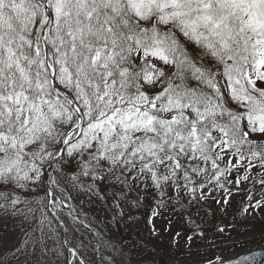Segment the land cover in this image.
Segmentation results:
<instances>
[{
  "label": "snow or ice",
  "instance_id": "obj_1",
  "mask_svg": "<svg viewBox=\"0 0 264 264\" xmlns=\"http://www.w3.org/2000/svg\"><path fill=\"white\" fill-rule=\"evenodd\" d=\"M142 205L140 259L85 254ZM256 224L264 0H0V264H221Z\"/></svg>",
  "mask_w": 264,
  "mask_h": 264
},
{
  "label": "trees",
  "instance_id": "obj_2",
  "mask_svg": "<svg viewBox=\"0 0 264 264\" xmlns=\"http://www.w3.org/2000/svg\"><path fill=\"white\" fill-rule=\"evenodd\" d=\"M216 195L219 196L220 192L217 191ZM134 213L137 217L140 218V223L134 224L132 220H128V221H124V220H113L111 222L110 225V230L109 228L105 227L104 223H100V222H95V227H92L91 225H87L86 222V237L91 238L93 241L92 246H90L89 248L85 249V254L86 255H90L92 252V248L94 247L96 250V256L95 259L96 261L100 260L101 257V252H100V248H101V244L96 242V236L92 235L93 233H96L97 230L102 231L105 235H104V239H109L111 238L113 240V242L117 245V246H123L124 248L128 249L131 252V257H129L130 259L133 260H137L141 258L142 255V249H138L135 247V245L140 242V237L137 234V227H139L142 231L146 232V228L144 226L143 221L145 219L148 218V216H150V211L149 208L146 205H142L140 208L138 209H134ZM209 214V219L210 221L213 220L214 225L213 227H209L208 224H206V221H204V217L200 218V217H194V219H196L197 223L200 225V228L197 229V231H203V233H205L209 238L211 237V234H217L216 232V225L219 223V219L216 217H213V215L211 214V212L208 213ZM176 218V217H175ZM180 223V222H179ZM184 225H187V230L190 231L191 226L188 225L187 223H180V227H182L181 229L185 228ZM91 229V231H87V229ZM211 229V230H210ZM213 232V233H211ZM210 234V235H209ZM228 249L225 251H229L232 250ZM144 258H148L147 256H145ZM175 257L171 254H164L162 256H158V259H160L161 264H169V261L174 259ZM182 258V257H181Z\"/></svg>",
  "mask_w": 264,
  "mask_h": 264
},
{
  "label": "rangeland",
  "instance_id": "obj_3",
  "mask_svg": "<svg viewBox=\"0 0 264 264\" xmlns=\"http://www.w3.org/2000/svg\"><path fill=\"white\" fill-rule=\"evenodd\" d=\"M214 207H216L217 205H213ZM149 208L150 214L152 211V208L147 206ZM204 221H206V224L209 225V227H213L214 222L213 220L210 221L209 219V214L206 216H203ZM174 219V224L173 227L175 228H182L180 227V223L178 221V218H173ZM185 228H183L182 230L184 231H188L187 230V225H184ZM211 230V229H210ZM261 226L260 224H256L255 227L252 229V231L250 233H246L242 236H239L238 242L237 243H233L232 239L229 238L228 233L231 232V229H228V231L225 233V239L223 241H217V243L219 244V247L214 249L212 252L213 257L215 256H219L221 257V259H227L230 257H233L239 253H244L247 251H250L252 249H258V248H264V237L261 236ZM213 233V232H211ZM210 235V234H209ZM217 234H211V237L209 238L214 239L215 236ZM228 252L225 250L231 249ZM199 259V257H197ZM181 259H186V257H182Z\"/></svg>",
  "mask_w": 264,
  "mask_h": 264
},
{
  "label": "water",
  "instance_id": "obj_4",
  "mask_svg": "<svg viewBox=\"0 0 264 264\" xmlns=\"http://www.w3.org/2000/svg\"><path fill=\"white\" fill-rule=\"evenodd\" d=\"M221 264H264V248L252 249L221 260Z\"/></svg>",
  "mask_w": 264,
  "mask_h": 264
}]
</instances>
